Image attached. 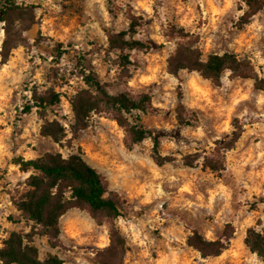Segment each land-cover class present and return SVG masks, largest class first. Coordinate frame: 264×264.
I'll return each mask as SVG.
<instances>
[{"label":"clouds","instance_id":"1","mask_svg":"<svg viewBox=\"0 0 264 264\" xmlns=\"http://www.w3.org/2000/svg\"><path fill=\"white\" fill-rule=\"evenodd\" d=\"M13 234L36 264H264V0H0Z\"/></svg>","mask_w":264,"mask_h":264},{"label":"trees","instance_id":"2","mask_svg":"<svg viewBox=\"0 0 264 264\" xmlns=\"http://www.w3.org/2000/svg\"><path fill=\"white\" fill-rule=\"evenodd\" d=\"M219 64L220 62L217 61L216 64V68L217 70L219 69ZM53 100L56 99L55 96L52 97ZM142 135V134H141ZM47 171L49 172V174H51L53 171H55L54 169H47ZM74 171H76L74 169ZM77 175H80V173L77 172ZM109 207H111V205H108ZM22 207L26 208L29 211H32L31 207L29 205H22ZM33 216H35L36 218H40V212H39V207L37 206V210L36 211H32ZM53 217L50 216L48 222L52 223L53 222ZM10 245L12 243H15L17 245V247L13 248L10 246L9 250L7 252H0V256H7L9 260H16L18 261V264H36V262L32 259L29 258V256L26 253H20L18 250V245H19V237L16 236L15 234H13V240L8 242ZM28 251L32 252L33 255L35 254V250L34 249H29ZM7 264V261H6ZM48 264H59V262L57 261H50L48 262Z\"/></svg>","mask_w":264,"mask_h":264}]
</instances>
